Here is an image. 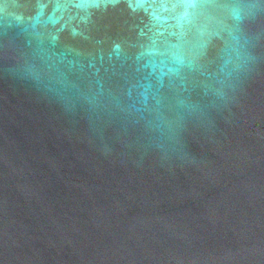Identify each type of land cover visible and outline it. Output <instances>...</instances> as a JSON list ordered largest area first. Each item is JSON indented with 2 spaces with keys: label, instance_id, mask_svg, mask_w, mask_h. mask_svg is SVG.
Listing matches in <instances>:
<instances>
[{
  "label": "water",
  "instance_id": "95a60500",
  "mask_svg": "<svg viewBox=\"0 0 264 264\" xmlns=\"http://www.w3.org/2000/svg\"><path fill=\"white\" fill-rule=\"evenodd\" d=\"M0 264H264V0H0Z\"/></svg>",
  "mask_w": 264,
  "mask_h": 264
}]
</instances>
